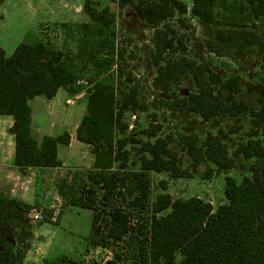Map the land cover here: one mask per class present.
Returning a JSON list of instances; mask_svg holds the SVG:
<instances>
[{
	"label": "trees",
	"instance_id": "16d2710c",
	"mask_svg": "<svg viewBox=\"0 0 264 264\" xmlns=\"http://www.w3.org/2000/svg\"><path fill=\"white\" fill-rule=\"evenodd\" d=\"M112 1L120 8L132 7L142 21L153 27L151 59L155 75L152 83L160 90L155 92V97L165 101L167 110L194 113L202 123L213 118L228 120L244 115L264 121V97L257 98L254 105L241 98L238 74L223 78L203 59L185 53L172 55L180 41L168 22L187 13V5L182 0ZM82 7L89 20L97 25L98 34H103L116 16L108 6L98 9L90 0H84ZM238 10L247 20L264 17V0H243ZM190 12L213 29L216 40L237 38L252 44L259 38L244 23L232 24L231 31L223 29L216 18V0H192ZM178 20L182 22L181 17ZM261 61L264 68V51ZM183 74L191 77L193 89L179 95L172 85ZM76 80L77 74L64 53L50 43L21 42L9 56L0 46V115L14 118L10 132L14 135L15 166H61L57 147L68 144L70 136L64 132L36 140L32 135L29 101L37 95L52 98L59 88L72 92ZM89 84L86 112L76 137L92 146L94 161L85 173L86 184L78 189L79 197L74 196L75 191L69 197L71 205L93 212L88 242L105 245L106 240H122L132 229L131 211L138 209L150 213V218L146 233L141 225L136 230L137 255L131 264H162L163 260H173L176 253L181 256L179 264H264V168L257 163L251 165L250 175L240 181L226 176L225 201L215 209L198 196L173 198L165 192L164 182L162 192L151 200L149 172L165 170L173 178L184 177L176 165V154L169 147L171 142L184 146L193 167L204 162L214 166H207L206 178L214 170H227L234 165L227 144L210 131L203 140L195 132L159 137L161 125L149 133L153 141L124 138L119 135L128 128L123 116L144 108L138 104L137 87L118 93L111 83L89 81ZM133 143L140 147L136 160L130 158L131 151L127 148ZM238 151L244 159L264 161V131L261 138H249L242 143ZM57 187L58 195L64 199L73 189L66 179L60 180ZM117 197L125 203L118 204ZM31 209L32 205L23 200L0 195V264L22 263L33 232L29 221ZM49 215L44 221L53 223ZM19 227L28 236L24 243L19 237L12 238V228ZM120 261V254L115 252L102 264H125ZM53 262L45 260L43 264Z\"/></svg>",
	"mask_w": 264,
	"mask_h": 264
},
{
	"label": "rangeland",
	"instance_id": "374dc122",
	"mask_svg": "<svg viewBox=\"0 0 264 264\" xmlns=\"http://www.w3.org/2000/svg\"><path fill=\"white\" fill-rule=\"evenodd\" d=\"M83 1L0 0V45L5 54L9 56L21 42L43 41L59 48L77 74L76 86H72V92H69L72 94L66 98L65 105L80 98L86 101L90 90L89 81L111 83L118 89V93L136 86L138 104L144 108L137 110L134 118L129 113L123 116L128 128L119 135L124 138L138 142L153 141L154 137L149 133L156 125L162 127L157 134L159 137H165L170 133L176 135L177 132L194 131L203 140L208 131L212 132L227 144L228 154L235 161L230 169L214 170L212 175L206 178L204 174L207 166H214L204 162L193 167L185 154L184 146L173 141L169 147L175 152L176 165L184 177L173 178L169 171L163 170L160 173L149 172L148 180L151 200L162 192L161 186L164 182L165 192L173 198L200 196L209 201L215 209L218 204L225 201L226 176L240 181L244 176L250 175L251 165L257 163L264 168L263 160L244 159L238 151L239 146L249 138L262 137L264 121L244 115L228 120L213 118L208 123H202L200 119L190 120L195 117L194 115L183 119L176 113H167L165 101L155 96L150 100L152 92L146 90V81L155 75L151 59L153 27L142 21L130 6L120 8L112 0H90L96 8L108 6L116 15L113 23L103 34H98L95 23L90 20L88 23L83 22L88 20L82 7ZM182 1L187 5V13L168 22L175 29V38L180 41L178 50L172 55L185 53L189 57L203 59L223 78L238 74L241 85L239 96L254 105L257 98L264 97V68L261 61L264 51V17L247 20L238 10L243 0H216V18L223 29L231 31L232 24L244 23L246 29L259 37L252 44L237 38L219 41L214 39L212 28L191 14L192 0ZM4 11L5 14H2ZM179 17L182 19L181 23ZM134 73L139 74L140 78H136ZM172 89L179 95H186L193 89L191 77L183 74L177 83L172 85ZM79 93L81 95H77ZM81 112L85 114L86 109L84 111L82 107H62V110L55 114V117L57 116L55 119L61 123L72 119L69 122L70 125H74L76 117ZM127 148L131 151L130 158L136 160L140 155L139 144H128ZM87 170L89 168L68 166L51 181L40 177L36 199L31 204L30 213L33 210L39 211L43 219L34 220L29 213L30 224L40 232L39 238L44 243H41V246L47 248L50 254L56 252L70 254L68 256L74 254L72 257L59 255L53 260V264H102L106 259L112 258L115 252L120 254L121 263L131 264L137 255L136 230L141 225L143 233H146L150 213L132 210L130 214L132 229L122 240L118 242L106 240L105 245L90 244L89 227L93 212L71 205L69 198L72 191H75V197H79L78 189L86 184ZM62 179H66L73 187L65 199L57 193V186ZM2 196L8 198L7 195ZM116 199L118 204L125 203L123 198ZM46 215L53 217L54 225L44 221ZM23 231L24 228L21 227L12 228V238L17 240L19 237L18 239L24 243L28 236H25ZM180 259V254L176 253L173 260H163L162 264H179Z\"/></svg>",
	"mask_w": 264,
	"mask_h": 264
},
{
	"label": "crops",
	"instance_id": "0c3cea01",
	"mask_svg": "<svg viewBox=\"0 0 264 264\" xmlns=\"http://www.w3.org/2000/svg\"><path fill=\"white\" fill-rule=\"evenodd\" d=\"M2 14H5V11L2 12ZM39 16H41V14H39ZM83 22L88 23L89 18ZM75 83L73 84L74 86H76ZM69 94L72 93H69L65 88H59L52 98L37 95L29 101L31 107L32 135L36 140L40 141L44 135L58 136L64 132H67L70 136L68 144H58V158L61 161V166L59 167L39 168L15 166L13 162L15 154L14 135L10 132L14 118L11 115H0V193H2V195H7L10 198H17L32 204L36 199L40 177L45 178L47 181H51L57 178L62 170L67 169L68 166H81L86 168L92 166L94 161L92 146L78 140L76 137L77 127L84 113H79L74 125H70L69 121L72 119H68L69 121H66V123H61L55 119L57 118V116L55 117V114L60 112L62 107H82V110L85 111L86 101L83 98L78 99L74 103L72 102L73 104H64V102L67 101L66 98ZM77 95L81 94L79 93ZM166 112L176 113L182 116L183 119H187L188 116L191 118L193 117L192 115L195 117L190 120H194V118L196 120L200 119L198 115L190 112H173L167 109ZM131 115L133 118L136 117L135 114ZM69 116L72 115H68V117ZM209 121L204 123H208ZM189 126L191 127V125ZM190 132L194 131H186V133ZM79 209L89 210L86 208ZM52 224L54 225L55 223ZM39 233L40 232L36 228H33L29 248L21 264H42L45 260L51 261L58 258L59 255V257L74 256V254L68 256L70 254L66 255L57 252L50 254L47 248L41 246L42 241L39 238Z\"/></svg>",
	"mask_w": 264,
	"mask_h": 264
},
{
	"label": "built area",
	"instance_id": "2783aa9c",
	"mask_svg": "<svg viewBox=\"0 0 264 264\" xmlns=\"http://www.w3.org/2000/svg\"><path fill=\"white\" fill-rule=\"evenodd\" d=\"M134 75L136 76V78H140V75L137 74V73H134ZM144 82V81H143ZM146 86H147V89L146 90H150L152 93L150 94V100H153L154 96H155V92H160L159 89H155L154 86H153V83H152V78L151 79H148L146 81ZM30 216L34 219V220H42L43 219V216L41 215V213L39 211H36V210H33L31 213H30Z\"/></svg>",
	"mask_w": 264,
	"mask_h": 264
}]
</instances>
